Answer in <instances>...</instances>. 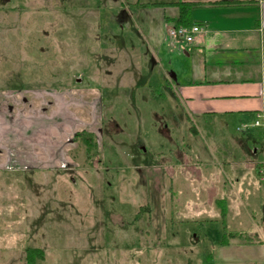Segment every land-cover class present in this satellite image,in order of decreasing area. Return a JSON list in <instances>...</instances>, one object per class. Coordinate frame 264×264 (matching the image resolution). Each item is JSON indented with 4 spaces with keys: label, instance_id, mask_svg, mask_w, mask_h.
I'll return each mask as SVG.
<instances>
[{
    "label": "rangeland",
    "instance_id": "rangeland-1",
    "mask_svg": "<svg viewBox=\"0 0 264 264\" xmlns=\"http://www.w3.org/2000/svg\"><path fill=\"white\" fill-rule=\"evenodd\" d=\"M138 2L160 0H0V90L36 88L0 93V107L35 117L29 139L50 133L33 141L36 170L0 169V257L42 248L41 264H229L224 234L256 238L264 212L248 196L259 176L236 178L233 143L193 138ZM82 131L96 135L101 163L73 141Z\"/></svg>",
    "mask_w": 264,
    "mask_h": 264
},
{
    "label": "crops",
    "instance_id": "crops-1",
    "mask_svg": "<svg viewBox=\"0 0 264 264\" xmlns=\"http://www.w3.org/2000/svg\"><path fill=\"white\" fill-rule=\"evenodd\" d=\"M220 2L234 4H218ZM179 3L195 4L191 10V22L205 30L196 36L193 44L179 42L169 36L181 16ZM137 8L143 17L146 42L153 51L160 50L162 62L171 75L172 90L177 100L185 106L187 122L195 123L190 125L194 129L193 138L199 139L200 131L205 130L213 141H225L226 146L233 143L239 150H233L228 165L236 178L240 179L251 172L258 181V167L264 162V127L255 126L257 121L264 122V118H258L264 117V0H160L153 4L138 2ZM21 89L0 90V93ZM34 90L36 88L33 86L23 89L28 92ZM23 116L24 119L18 113L15 114L11 105L0 107V162L7 158V165L0 164V169L36 170L33 141L50 138L47 131L39 134L34 132L29 139V130L31 123H35V117L32 120L30 116ZM23 120L29 122L27 131L16 126V122ZM234 129L241 133L239 137L232 135ZM4 141L13 142L10 145L12 148H6ZM21 141H25L24 149L29 153L27 157L26 153L20 154ZM31 157L34 161L32 164ZM208 159L207 164L213 165L212 158ZM240 182L237 180L238 184ZM247 187V184L241 186L246 194L249 192ZM252 190L248 196L249 202L255 207L259 198L264 212V186L259 184L258 188L255 185ZM215 200L213 198L211 203L215 204ZM221 201L217 200L219 207L224 205ZM225 211H222V215L229 218ZM231 221L236 225H246L245 216H236ZM257 230L254 239L260 244L242 245L233 241L231 245L223 246L221 238L218 246L226 250L224 259L230 261L229 264L242 263L236 260L244 257L239 254L253 255V264H264V220ZM251 247L255 251L250 250ZM16 250L4 248L0 264H24L26 250ZM17 252H21L22 260L14 261ZM209 258L213 259V254ZM233 259L236 261L232 262Z\"/></svg>",
    "mask_w": 264,
    "mask_h": 264
},
{
    "label": "trees",
    "instance_id": "trees-1",
    "mask_svg": "<svg viewBox=\"0 0 264 264\" xmlns=\"http://www.w3.org/2000/svg\"><path fill=\"white\" fill-rule=\"evenodd\" d=\"M218 4H234V2H220ZM181 10L180 19L177 21V26H190L193 25L191 22V10L194 8L195 4L192 3H179ZM73 141H80L83 147L88 153V161L91 165H94V160H98L99 163L102 162L101 153L99 152V145L97 137L93 133L87 131H82L81 133H76ZM237 241L242 245H252L258 244L253 236L246 232H228L222 237L221 244L223 246H229ZM260 244V243H259ZM46 260V252L42 248H28L25 251V264H41Z\"/></svg>",
    "mask_w": 264,
    "mask_h": 264
},
{
    "label": "built area",
    "instance_id": "built-area-1",
    "mask_svg": "<svg viewBox=\"0 0 264 264\" xmlns=\"http://www.w3.org/2000/svg\"><path fill=\"white\" fill-rule=\"evenodd\" d=\"M204 32V28L199 25L176 26L170 30L169 36L179 42L193 44L195 42L196 36L201 35ZM258 118L262 119L264 117L258 116ZM255 126L264 127V122L257 121ZM258 176L261 184L264 186V162L259 165Z\"/></svg>",
    "mask_w": 264,
    "mask_h": 264
}]
</instances>
